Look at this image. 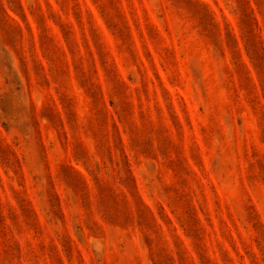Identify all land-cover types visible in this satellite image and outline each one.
<instances>
[{
	"label": "rangeland",
	"instance_id": "rangeland-1",
	"mask_svg": "<svg viewBox=\"0 0 264 264\" xmlns=\"http://www.w3.org/2000/svg\"><path fill=\"white\" fill-rule=\"evenodd\" d=\"M0 264H264V0H0Z\"/></svg>",
	"mask_w": 264,
	"mask_h": 264
}]
</instances>
